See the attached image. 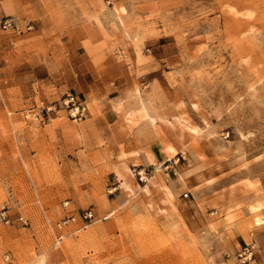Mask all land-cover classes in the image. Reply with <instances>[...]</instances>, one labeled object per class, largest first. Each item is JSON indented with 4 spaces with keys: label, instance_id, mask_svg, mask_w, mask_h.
Listing matches in <instances>:
<instances>
[{
    "label": "rangeland",
    "instance_id": "374dc122",
    "mask_svg": "<svg viewBox=\"0 0 264 264\" xmlns=\"http://www.w3.org/2000/svg\"><path fill=\"white\" fill-rule=\"evenodd\" d=\"M41 6L56 32L75 34L66 43L84 61L111 68L119 88L139 102L127 121L148 119L142 104L152 117L171 118L170 140L184 146L174 158L181 175L207 179L210 171L225 172L223 187L207 203L194 189L184 190L191 217L193 201L201 208L194 223L201 231H166L148 215L132 216L134 204L123 206L113 184H99L98 171L86 166L77 135L88 114H100L98 101L87 100L84 116L73 120L58 107L66 94L81 98L72 91L58 95L40 86L33 99L22 100L17 91L3 90L0 208L8 209L12 223L0 224V264H242L237 252L249 243L253 258L245 264H264V233L256 227L264 221L256 215L264 201L246 202L250 214L217 208L238 194L230 186L250 173L264 175V0H43ZM31 31L3 34L19 50ZM48 107L57 119L45 123ZM115 171L118 187L131 195L133 170ZM87 208L96 219L82 230L78 214ZM70 214L74 221L56 230Z\"/></svg>",
    "mask_w": 264,
    "mask_h": 264
},
{
    "label": "crops",
    "instance_id": "0c3cea01",
    "mask_svg": "<svg viewBox=\"0 0 264 264\" xmlns=\"http://www.w3.org/2000/svg\"><path fill=\"white\" fill-rule=\"evenodd\" d=\"M42 1L0 0V20L4 17L13 18L21 31L28 24L33 27V31L27 32L28 36L24 38L19 50L13 46V39L6 37L3 34L6 31L0 28V96L3 90L13 89L22 100H28L36 96L40 86H50L56 89L58 95L72 91L80 95L84 103L92 99L98 101L100 114L96 117L88 114L81 121L83 130L77 135L79 140L82 139L80 142H84L82 151L86 155V166L98 171L96 181L101 185L113 184L114 189L118 190L115 196L124 202L123 206L134 204L133 208L128 209L132 216L148 215L158 227L166 231L196 233L200 228L194 223L201 208H197L198 202L193 201L189 207L195 209L196 213L191 217L187 212L188 204L181 198V194L188 188L194 189L195 193L201 194L200 199L207 203L211 200L207 198L213 197V193L223 187L225 172L210 171L207 179H197V173L181 175L174 158L180 155L184 146L170 140L171 118L168 121L142 118H134L133 122L127 121V112L137 108L139 102L119 88L121 78L111 68L97 70L71 48V43H66L71 42L75 34L66 31L67 29L56 32L58 29L54 28V23L40 12ZM53 41L63 43L59 46L51 44ZM28 44L31 47L26 49ZM60 48L62 54H59ZM57 58H63L61 65L57 63ZM140 98L146 102L149 100L146 97ZM144 105L149 108L147 104ZM150 113L153 114L152 111ZM43 118L45 123L57 119L51 118L49 113ZM55 136L58 138L59 134L56 133ZM24 141L25 147H29L25 138ZM167 144L176 149V157L169 158L165 154L164 148ZM124 165L133 170L134 174L142 172L146 176H152L147 193L137 189L142 183L135 177L129 178L133 190L131 195L118 187L122 178L117 177L115 170L121 171ZM155 166L160 167L154 173L152 168L155 169ZM229 190L233 194L237 191L238 194L225 199L217 208L229 205V215L237 210L247 213L248 209L245 210L244 206L246 202L248 207L255 201H264V175L250 173L241 183L232 188L230 186ZM167 191L171 194L170 201L167 200ZM215 196L218 197L219 194ZM220 197L224 199V195ZM239 203L241 206H238ZM256 215L264 220V206ZM173 224L176 225L172 226ZM256 227L260 233H264V221ZM225 232L230 234L228 230ZM202 233L200 235L206 234ZM207 234L211 240V235Z\"/></svg>",
    "mask_w": 264,
    "mask_h": 264
},
{
    "label": "built area",
    "instance_id": "2783aa9c",
    "mask_svg": "<svg viewBox=\"0 0 264 264\" xmlns=\"http://www.w3.org/2000/svg\"><path fill=\"white\" fill-rule=\"evenodd\" d=\"M0 28L4 31H10L18 34L21 33L16 21L11 17L2 18L0 20ZM32 29L33 27L30 24L25 27L26 31H31ZM58 107L59 109H64L67 112L69 118L73 120H80L87 111L84 101L78 96L71 94H66L65 97L60 101ZM52 108L54 107H48L45 110V115H47L50 111H53ZM24 118L28 120L30 119V115L26 114L24 115ZM35 118L37 117L35 116ZM143 175L145 174L141 172H135V176L139 183H143ZM184 197H186V195H184ZM7 211L8 209L6 207L0 208V224L10 225L12 223ZM78 218L81 222V229L83 230L95 221L96 215L93 209L87 208L78 214ZM74 219L75 217L72 214L64 216L59 221H57L54 226L56 230H60L66 227L70 222H73ZM18 221H20L22 224H27V219L23 216H19ZM61 238L62 237L60 235L56 236L57 241H60ZM237 258L242 264L251 262L253 258L252 244H245L242 248H240V250L237 252ZM5 264H11V262L9 260H5Z\"/></svg>",
    "mask_w": 264,
    "mask_h": 264
},
{
    "label": "bare ground",
    "instance_id": "6f19581e",
    "mask_svg": "<svg viewBox=\"0 0 264 264\" xmlns=\"http://www.w3.org/2000/svg\"><path fill=\"white\" fill-rule=\"evenodd\" d=\"M142 113H143V116L145 117V118H148V119H150V118H153V120H160V121H168V120H164L163 118H161V117H159V116H157V115H155L154 117H152L149 113H148V110L145 108V106L142 104ZM169 123V122H168ZM178 123V122H177ZM171 125H173L172 123H171ZM178 126V125H177ZM169 127V126H168ZM189 129H191V130H193V131H196L197 129H196V127H188ZM207 132V131H206ZM175 133H176V131H175ZM208 134V133H207ZM209 135H210V133H209ZM178 138H179V136H178ZM181 139V138H180ZM181 144V143H180ZM164 152H165V154L169 157V158H174V157H176V155H177V153H176V149L172 146V145H166L165 146V148H164ZM177 158V157H176ZM160 167V166H159ZM159 167L158 166H155V168H156V170H158L159 171ZM142 173V172H141ZM143 183H144V185L142 186V190L145 192V193H147L148 192V185L149 184H151V181H150V179L151 178H148V177H145V175H143ZM170 197H171V194L167 191V200L168 201H170ZM257 223L259 222V220H257L256 221ZM44 254V253H43ZM40 263V262H39Z\"/></svg>",
    "mask_w": 264,
    "mask_h": 264
}]
</instances>
